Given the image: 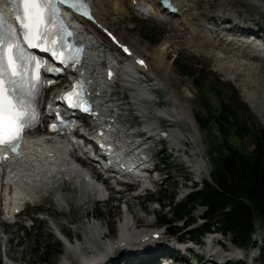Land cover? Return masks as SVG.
I'll return each mask as SVG.
<instances>
[{
	"label": "rangeland",
	"instance_id": "1",
	"mask_svg": "<svg viewBox=\"0 0 264 264\" xmlns=\"http://www.w3.org/2000/svg\"><path fill=\"white\" fill-rule=\"evenodd\" d=\"M125 7L126 13L123 14V17L122 15L119 17L117 13L107 17L108 28L119 36L123 43L129 47L131 46L136 52L141 54L144 62H148L152 55L151 61L154 63L153 51L161 45L170 32L163 25H158L150 19L135 15L132 10L128 9L127 4ZM220 7H223L222 10L224 9L222 13L236 15L235 22L238 27L233 29V33H249L247 34L249 35L248 39L256 40V43L264 40V0L201 1L199 9L200 11L204 10V14L200 15L201 19L208 23L209 26H213V19H217L219 23H221V20H224L223 23L225 24L223 26L229 25V28L232 27L233 22L229 21V23L227 19H219L218 17L211 19V16L213 17L218 13ZM111 17L115 19V22L111 21ZM106 46L105 50L110 51L109 44ZM166 51L165 55L158 60L162 67H166L163 69H167V72L163 76L158 75V78L160 77L159 79H161L162 83L173 91L181 103L188 104L192 116L193 114H197L196 117L198 115L207 117V125L197 129L198 137L193 136L192 130L188 125L176 120L175 122L171 116H167L165 120L157 117L160 110L166 111V109L168 110L173 107L169 102L170 93L168 88L155 84L151 77L147 79V82H141L144 85L141 86L147 90L150 88L149 86H159L158 89L151 91L152 105L146 108V112L152 116L149 122L154 124V126L155 123H159V126H162L167 131L165 135H168L170 131H174L179 136L176 143H172L170 134L168 139L165 138L166 141H158L150 145L147 154L152 155L153 164L158 162L157 168L150 174V177L152 176L155 180L153 185L154 192L151 191L144 197L138 195L136 198H131L133 194L138 193L136 191L137 185H134L126 194L116 195L113 193V198L105 202L101 199L96 201L87 195H83L79 192V188L72 183H62L59 187L55 186L53 189H47L38 194L37 198L29 200L28 204L24 205L23 212L14 219L5 221L0 210V264H82L79 256L90 257L93 254V250L101 249L100 244L105 241L112 244L117 242L120 239L118 227L124 222H128L131 225L134 220L136 225L135 231L155 232L150 231L154 229L160 232L159 235L164 233V228H160L156 224L158 216L161 219L164 218L166 221L172 219L173 224H171V227L173 226L174 229H177L180 237L184 238L185 234H183L182 230L184 226L180 227L182 221L173 219L170 211L172 205L168 202L170 199L172 203L175 202L177 193L182 190V186L186 185L188 187L192 180H197L202 175V172L200 174L195 172L196 163L200 162L201 165L204 163L208 172L212 171L213 166L210 159L212 154H210L209 150L212 146H215L218 138L214 123L208 117V114L214 112L217 108L214 95L210 89L212 87L217 88L224 95L228 92L227 88L230 89L232 87L236 91L240 101L246 106L248 105L233 82L229 79L227 80V76L217 70L216 59L218 58L215 59L212 56L192 51L191 48L184 44H171ZM109 54L112 53L110 52ZM174 58L186 64L194 65L199 70L202 69L195 83L176 72L172 66ZM254 63L251 66H247L237 61L239 73L241 75L245 74L248 79L253 78L251 81L258 80V84L264 83L263 65L257 62ZM153 66L160 69L162 74L160 67L155 64ZM241 75L236 80L241 79ZM114 78L115 83L110 87V94L107 98L118 99L116 103L122 109L118 121L119 127L132 131L129 124L134 127L136 121L132 117L134 116V112L130 110V98H128L131 89L126 87L127 85L125 86L122 81L124 80L122 73L118 75L114 73ZM64 83L65 81H62L58 85V90L63 88ZM218 83H221V85ZM257 97L259 96L257 95ZM247 108L251 114L250 123L252 126L256 129L264 130V117L260 121L249 106ZM193 125L197 128L194 121ZM149 143L147 142V144ZM252 143L253 141L250 137H243L240 140L231 138L232 147L237 148L243 153L251 151ZM177 148L179 149L174 150ZM165 156L167 160L164 158ZM165 160L167 161V165L163 166L162 161ZM200 170L201 168L198 172ZM106 190H109V188L106 187ZM185 191L188 192V188H185ZM83 196L87 197L86 201ZM118 196L120 197V201L116 204L115 199ZM124 210L125 213L126 210L128 213L125 214ZM203 211L204 208L198 207L191 211L189 216L193 220L188 229L195 227L194 221L202 215ZM89 225H96L100 229L104 237L102 241L97 240L94 242V240L89 239V236H86L88 235V229L86 230V228ZM184 230L187 231V228ZM176 236L172 238L171 236L160 235V238L154 241L152 247L146 248V252L144 253L146 258L150 256L155 262H159L162 260L163 254H169L171 251L178 253L181 251L183 254H179V257L183 255L186 260L187 253L180 249L181 243H184L185 238L182 242H178ZM63 237L71 243H80V252L75 253L65 250V245L62 243ZM56 241L61 246L59 251H56L55 248H50L48 254L43 257L42 253L45 248L48 249ZM145 243L149 242L145 241ZM233 246L232 243L227 244L223 250L228 252V249L234 248ZM177 248L180 250H176ZM129 251L131 252L132 250ZM248 252L249 261L258 255L257 248H250ZM154 253L157 255L156 258L154 257ZM221 255L224 256V254ZM221 255L213 258L216 261L221 260L224 258ZM4 259L6 261H3ZM120 259L122 261L118 264H122L124 260L135 261L136 263L145 260L140 255H136V257H123L121 255V258L112 264H115ZM184 259L181 258V260ZM246 261L248 262V259ZM259 263L262 264V258H259ZM252 264L258 263L253 261Z\"/></svg>",
	"mask_w": 264,
	"mask_h": 264
},
{
	"label": "bare ground",
	"instance_id": "2",
	"mask_svg": "<svg viewBox=\"0 0 264 264\" xmlns=\"http://www.w3.org/2000/svg\"><path fill=\"white\" fill-rule=\"evenodd\" d=\"M158 1L89 0L92 14L97 24L112 35V40H114L115 44L106 39L103 33L98 31L93 25L82 22L80 28H76L77 39L85 44L87 53L81 69L68 72L67 74L70 78H79L88 82V91L98 112V116L94 118L89 127L82 131L83 136L90 139L94 133L104 129L103 142L108 144V140H113L118 148L108 163L92 154L91 156L96 157V160H98L94 165H98V168L101 169V167H105L108 164L106 169L114 170V173L109 174V176L121 181L127 178L132 183L137 184L136 191L138 193L133 194L131 198L141 195L143 190L150 191L155 183L153 177H150V180L146 177L149 161H144V149L149 138L144 139L141 145H136V141L129 138L125 128L118 126L119 112L122 109L115 101L107 98L110 94V87L115 83V78L112 77L108 81L105 80L104 72L102 71L105 66L110 67L117 75L122 73V76H124L122 81L125 86L135 87V94L130 95L129 98L137 116L143 121L141 132L147 135L156 133V127L149 122L148 116L145 114L146 108L152 105V94L151 91L148 92L147 89L140 85L138 82L140 81L139 76L142 73V82H146L151 77L155 84L168 88L159 79L160 77L158 78V75L163 76L167 72V69H163L166 67H162L158 59L165 55L167 48L171 44H184L191 48L192 51L212 56L215 59L218 58L216 59L217 70L224 73L227 76V80H231L234 86L238 88L254 115L260 121L264 117V83L258 84V80L251 81L253 78L248 79L245 74L241 75L237 66V61L247 66L257 62L261 63L264 68V47H262V44L256 43V40L238 38L237 33H234L233 38L227 35L234 31L235 27H238L235 22L236 15L224 14L222 13L223 7H220L218 13L213 17L211 16V19L216 17L227 19L228 22H233V26L230 28L229 25L223 26L225 24L223 23L224 20L219 23L217 19H213V26H209L200 17L201 14H204V10L200 11L199 9L201 1L206 2L207 0H168L174 8V12L171 14L162 9L158 5ZM126 4L128 9L132 10L135 15L148 18L158 25H163L170 32L161 45L153 51L154 63L151 61L152 55L148 62H144L141 54L136 52L131 46L129 47L123 43L121 38L108 28L107 17L116 13L119 17L121 15L123 17V14L126 13ZM140 4L145 5L149 17L135 10V6ZM111 21L115 22V19L111 17ZM107 44L110 46V51L105 50ZM121 46H126L129 52L128 55L122 53ZM110 52L113 55L109 54ZM139 61L140 64L138 63ZM154 64L161 68L162 74L160 69L153 66ZM240 75L242 78L236 80ZM168 90L170 93L169 102L173 107L166 109V111L160 110L157 117L165 120L167 116H171L177 122L185 123L191 128L193 136L196 137L197 128L193 125V118L188 104L181 103L173 91L169 88ZM170 134L172 143H176L179 138L178 134L174 131H171ZM88 152H90L88 149L80 148L78 143L68 144L61 138L53 137L50 134H36L28 137L22 151V157L14 163L9 162V171L6 176L4 174L0 175V210L4 219L8 221L10 216H13V218L17 217L18 214L15 213L22 205L28 204L29 200L37 198V195L43 191L53 189L55 186L59 187L62 183H72L79 188V192L83 195H87L94 200L101 199L103 201L102 198H105L104 195L106 193L105 187L94 179L92 176L93 172L90 169L81 167L80 163L76 161L77 156L85 157ZM114 158L119 159V162L117 160L119 165L117 167H120L119 170L116 167H112L116 166L112 162ZM195 166V172L199 174L200 171L198 172V170L202 165L201 163H196ZM83 198L87 197L83 196ZM127 210L126 213H128ZM118 228L120 239L113 244L108 241L103 242L100 244L101 249H92L93 254L88 258L79 256L82 264H112L121 258L122 253L125 251L129 253V250L138 249L135 247L136 245H139L142 241L143 244H146L145 241L148 238L157 234V232L135 231L134 220L131 225L128 222H124ZM87 229L88 235L86 236H89V239L94 240V242L103 240V235L96 225H89ZM254 230L253 235H256V226ZM253 241L256 243L257 251L259 247H264L263 241L257 239H253ZM62 243L67 251L79 253L81 250L80 243H71L65 237H63ZM251 248L253 249L254 247ZM234 253L235 250L222 254L230 255L233 258ZM136 255L132 254L133 257H136Z\"/></svg>",
	"mask_w": 264,
	"mask_h": 264
},
{
	"label": "trees",
	"instance_id": "3",
	"mask_svg": "<svg viewBox=\"0 0 264 264\" xmlns=\"http://www.w3.org/2000/svg\"><path fill=\"white\" fill-rule=\"evenodd\" d=\"M172 66L180 76L191 79L193 83L202 72V69L175 58ZM227 90L223 95L217 88L210 89L217 108L208 117L214 123L218 138V142L209 150L213 166L210 181H202V188L191 192L183 202L173 204L170 199L168 203L172 205L170 211L173 219L185 218V225L192 221L189 214L194 205L206 207L202 216L205 223L189 232L191 239L198 241L199 236L214 226L222 233L228 232L234 246L243 248L249 242L253 222L259 221L264 227V130L252 126L247 106L240 101L232 87ZM196 115L193 114V119L198 129L206 126L207 117ZM243 137H250L253 141L252 149L248 153L241 152L231 144V138L240 140ZM164 158L167 160L166 156ZM166 160L162 161L163 166L167 165ZM171 223L172 219L166 221L159 216L156 218L158 226L164 227L167 233L175 234L177 231L171 227ZM254 227L251 235L255 231ZM253 243L256 248V243ZM50 248L59 251L61 246L57 241L52 243L48 249L45 248L43 257ZM259 257L264 264L263 250ZM226 264L245 263L229 261Z\"/></svg>",
	"mask_w": 264,
	"mask_h": 264
},
{
	"label": "snow or ice",
	"instance_id": "4",
	"mask_svg": "<svg viewBox=\"0 0 264 264\" xmlns=\"http://www.w3.org/2000/svg\"><path fill=\"white\" fill-rule=\"evenodd\" d=\"M12 2L16 6L15 19L19 25L20 34L29 48L49 52L65 67L75 61L76 57L71 53L64 56L57 54L66 45L58 44L56 36L60 33L71 36V32L66 30V25L60 17L58 5H65L91 18L84 8V0H12ZM52 25L56 27L53 28ZM21 57V42L17 30L0 14V146H7L12 151H16L18 142L22 138L29 114L26 112L24 101L16 100L15 97L9 99L12 89L5 87V80L15 87L18 83L16 78L22 79L17 63ZM32 63L38 67L35 61ZM68 97H75V100L70 102V107H80L78 92L69 93L66 98ZM84 110L87 111V109Z\"/></svg>",
	"mask_w": 264,
	"mask_h": 264
},
{
	"label": "built area",
	"instance_id": "5",
	"mask_svg": "<svg viewBox=\"0 0 264 264\" xmlns=\"http://www.w3.org/2000/svg\"><path fill=\"white\" fill-rule=\"evenodd\" d=\"M251 239H257L259 241H262V239H263V231H262V228L259 225H256V235H251Z\"/></svg>",
	"mask_w": 264,
	"mask_h": 264
}]
</instances>
